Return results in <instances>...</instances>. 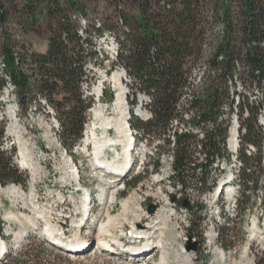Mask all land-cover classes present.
Listing matches in <instances>:
<instances>
[{"label":"trees","instance_id":"trees-1","mask_svg":"<svg viewBox=\"0 0 264 264\" xmlns=\"http://www.w3.org/2000/svg\"><path fill=\"white\" fill-rule=\"evenodd\" d=\"M81 1L0 0V63L5 65L0 67V92L10 77L23 108L36 98L56 105L60 137L72 151L83 138L87 109L80 89L89 56L82 46L84 29L102 33L124 28L118 63L126 70L128 85L131 82V128L138 142L158 139L162 143L153 155L157 159L152 169L160 170L163 150L171 151L173 146L171 179L185 188L199 168V185L204 189L215 164L230 161L226 140L231 121L225 112L235 110L241 134L242 195L258 190L264 142V0H105L112 5L113 15L104 24L88 26L77 13L83 8ZM74 20L81 23L80 30ZM17 31L45 34L46 52L32 51L15 40ZM201 61H206L207 69L200 83H194L190 66ZM236 81L242 93L235 91ZM136 89L149 97L145 108L152 118L148 121L134 114ZM251 89L258 90V100L247 97ZM183 95H193L187 108L181 104ZM59 96L62 100L57 103ZM183 112L190 115L192 131L203 132L202 139L192 131L168 136ZM5 131L0 121V185L24 184L26 177L13 160L15 150L3 149ZM198 154L205 155L200 163ZM152 158L147 155V162ZM140 178L135 177L130 187ZM248 203L247 197L239 200V206ZM36 252L33 256L39 261ZM27 254L21 251L12 260L8 256L5 264H29L21 261L30 258Z\"/></svg>","mask_w":264,"mask_h":264},{"label":"rangeland","instance_id":"rangeland-1","mask_svg":"<svg viewBox=\"0 0 264 264\" xmlns=\"http://www.w3.org/2000/svg\"><path fill=\"white\" fill-rule=\"evenodd\" d=\"M81 4L83 8L77 13L80 14L79 18L81 20L86 21L87 26L98 25L99 23L104 24L106 23L105 19L113 15L112 5L105 0H82ZM74 22L77 30H80L81 23L76 20ZM124 31V28H117L115 30L106 29L99 33L93 29H84V35L82 36L84 40L82 46L89 55L85 61L84 68L87 71V81L90 85L92 84L91 87L104 82V87L107 89L101 104H103L102 107L104 108V117L112 120H117L121 117L113 106L115 93L111 89L112 75L117 72L118 67L124 66L117 63L116 54H114L115 49L113 47L112 54L110 40L107 36L114 37L120 43L119 39L122 38V32ZM13 35L15 40L26 43L30 50L39 53L44 52L46 42H48V37L42 33L17 31ZM91 52L94 55H90L89 53ZM93 65L94 67H92ZM206 69V61L190 66V74L194 83H200ZM234 87L237 93L243 92L240 81H236ZM128 88L131 91V82ZM135 93L138 96L139 93L143 92L136 89ZM248 93L247 97L251 101L258 100L260 97L256 89H251ZM192 97L193 95H183L182 106L187 108L192 101ZM14 98L13 100L11 97V103L14 105L17 103L19 111L15 112L16 116L8 115L7 113L2 120L6 127L4 150L7 152L15 150L13 155L14 163L21 173L25 175L26 182L24 184H16L13 192L10 190L13 183L6 187H0V230L4 235L3 240L7 248L5 254L0 255V264H5V257L10 256L9 260H12L21 251L29 252L27 255L30 258L26 257L21 260L27 261L29 264H159L163 256L162 248L156 249L153 254H151L153 248H148L144 251L142 244L143 241H147V238H144L145 240L141 242L137 241L141 239L136 240V237L133 239L135 236L133 234L135 232L133 225H137L141 229L148 227L146 229L149 232V236L152 237L151 239L161 241L168 254L169 264H186L183 251L191 255L192 264H225V261L217 256L218 252H224L227 255L226 263L228 264L231 262L229 260L232 257L236 259L235 264H264V142L262 169L257 173L260 187L256 191L250 190L241 197L240 169L242 165L240 160H236L235 157L239 154V150L238 152L230 150L228 146L229 138L226 140V149L231 162L228 160L220 164L217 162L215 168L206 177L208 184L204 189L199 185V178L202 177L199 168L185 188L174 183L171 179L172 155L170 153L173 152V146L169 147L171 151L168 148L163 150L164 157H162L160 170L154 171L152 165L157 158H154L153 155L162 147V143L158 139L150 142L144 140L139 143L135 141L136 149L132 154V159L136 166L126 180L125 188L124 186L119 187L117 201L114 202L113 210L110 206L111 216L117 219V223L110 226V234L106 237L107 240L111 241L112 249H102L96 245L99 225L108 221L107 215H103L105 218L100 215L102 220L99 221L96 218L99 217V212L103 208L102 202L97 201L95 203L93 220L83 230L79 231L80 233L74 230L71 225L68 226L70 219L73 220L78 214L77 208L73 207L74 204L68 198L76 186L75 183L72 185L71 182L72 172L70 166L73 162L79 166L82 177L81 182L84 187L89 189V191H94L96 198L99 197L100 192L106 186V181L100 179L102 178V173L94 170L96 158L94 155L95 144L92 141H102L107 136L116 140L119 139V135L115 130H111L109 134L105 133L99 128V121L96 122L97 125L95 127L92 114L88 116L87 113H89V109L100 106L94 101H85L87 103L84 123L86 132L83 131V139L70 151L65 147L60 137L61 128L60 130L51 129L53 121L47 115L46 106L37 101L36 98L30 107L23 108L19 104L17 94H15ZM61 100L62 96L56 97L57 103L61 102ZM148 102V100L144 99L143 112L145 110L148 111L145 108ZM49 103L55 108L57 114V106L51 102ZM138 104L140 103L138 102ZM34 106H38L36 111L33 109ZM129 108L131 111L132 106L130 103ZM6 111L8 112V109H5ZM225 113L232 125L236 111L234 110L233 113L226 111ZM139 118L146 121L145 116L141 117L139 115ZM189 118L190 115L183 112L179 117L178 123L174 122L172 124L168 136H173L175 132L192 131V127L188 123ZM59 123L61 126L60 120ZM97 127L99 129L96 131V135L93 136L92 132ZM192 132L198 134L200 139L203 138V132ZM21 146L26 147L28 150L26 157L30 162L26 167L22 165ZM86 147H88V151ZM114 149L116 148H107V152L112 150V152L108 153V156L110 158L119 157V162L123 161V152H121L123 147L117 146L118 153L114 152ZM197 149L198 153L200 149ZM253 152L256 153V150ZM147 155L153 157L151 161L149 160V163L146 160ZM198 156L200 157L199 163L205 159L204 154H198ZM140 165H142L141 168H139ZM138 174H141L140 182L130 187L131 181ZM233 176L235 181L230 184L232 185V192L230 190L228 193H233L235 201L225 191L224 196L216 203L214 200L215 190L220 185L226 184ZM253 180L254 178L251 181ZM64 182H67L66 186H64ZM29 194L35 195L33 196L36 197L35 202L27 199ZM62 196H66L64 204L61 203L63 201ZM129 197L128 203L126 200ZM134 197L137 199L134 200ZM240 197L248 198L249 203L246 207L242 205L238 208ZM30 202L36 203L38 211L43 210L44 213L50 214L49 219L54 221L52 224L55 225L62 222L61 215H63L64 211L66 212L65 214H71L72 212L70 219L67 220V226L63 225L62 228L65 227V229L69 230L68 240H74L75 237L80 239L81 247L75 249L70 246V243L64 244L65 242L62 241L54 243L51 238H47L48 236L43 237L40 235L39 229L21 230V224L18 221L9 222L5 220L8 214H16L21 222H25L24 215L33 217L36 213L34 211L35 204ZM140 202L142 203V212L137 211ZM234 202H237L235 209L233 208ZM185 204H188L189 207H185ZM151 206L156 207L154 214L149 213ZM139 213L140 215H138ZM160 226L163 228L158 231ZM38 228L41 229L42 227ZM221 237L224 242L221 241ZM193 245H195V249L189 250ZM36 251H39L40 254L39 261H36L33 256L38 254Z\"/></svg>","mask_w":264,"mask_h":264},{"label":"bare ground","instance_id":"bare-ground-1","mask_svg":"<svg viewBox=\"0 0 264 264\" xmlns=\"http://www.w3.org/2000/svg\"><path fill=\"white\" fill-rule=\"evenodd\" d=\"M113 47L115 49V53L114 54H116L115 57H116V61L118 63V55H119V48H120L119 47V42L115 41ZM92 67H94V65ZM118 69H120L119 72L114 74L113 77H112V86H111L112 91L115 93V97H114L115 99H114V102H113V106L115 107L117 112H119V114L121 115V117L118 118L117 120H112L111 118L104 117V108L102 107L103 104H101L102 99L105 97V90L107 89V88L105 89V87H104V82H101L100 84L91 87L92 84L90 85V83L87 81V74H86V77H85L84 81L81 83V86H80L83 99L87 100V101H94L95 103H97L100 106L98 108L94 107L93 109H89L88 110L89 113H87L88 116L90 114H92V119H94V122H93L94 126L96 127V125H97L96 122L99 121L100 122L99 123L100 124L99 128L102 129L103 131H105V133L109 134L111 130H115L116 133L119 135V139H116V140L107 136L102 141H96V142L92 141V143L95 144V146H94V155H95L96 161L99 164H103L104 167L106 169H108V171L112 170L113 173L102 172V175H101L102 178H100V179H103V180L106 181V186L102 189L101 192L99 191L101 194L99 195V197L96 198L94 196V193H93L94 191H89V189L84 187L83 183L81 182L82 177L80 175V168H79V166L76 163L73 162L72 165L70 166L71 172H72L71 173V182H72V185H73V183H75L76 186L73 189V191L69 194L70 196L68 198L72 202V204H74L73 207L79 208V209H77L78 214H76L77 216L73 220L70 219L71 214H68V213L65 214L66 213L65 211L63 212V215H61L62 216L61 217L62 220H63V218H66L68 216L65 219L66 223L64 225H66V226H67V223H68L67 220H69V219H70V222H69L68 226L71 225L72 227H74V226H80V225H88V223L90 221H92L93 217H94V211H95V207H96L95 203L97 201L98 202H102L103 204L101 203V205H103V208L99 212L100 213L99 214L100 218L99 217H96V218L99 221V220H102L100 215H102V216L103 215L104 216L107 215L108 221L105 224H100L99 225L96 245L101 246V247H108L109 246L110 248L112 247L111 241L107 240L106 237L110 234V232H109L110 226H112L113 224L117 223V219L115 217L111 216L112 212L110 211V206L112 207V210H113L114 202L117 201L119 187L120 186H124V188H125V184H126L125 182L130 176L129 175L127 177H123L121 174L118 173V170H120V168H123L125 166L126 162L128 161L129 157L131 156V154H130L131 142H132L133 138L135 139V137L137 136L136 130L131 128L130 127V123H129V121H130V119H129L130 118L129 117L130 112H129V107H128V103H127V100L129 98V88H128L127 73H126V70L124 69V67H120V68L118 67ZM85 71H86V69H85ZM106 74L108 75V73H106ZM15 94H16L15 85L13 84L12 79L10 77H7V84L4 87V89L0 92V121H2L4 119V116L7 113H8V115L16 116L15 112L19 111V105L18 104L14 105V104L11 103V100H12L11 97L14 100L15 99L14 98ZM39 99L40 100H38V101L41 104H43L44 106H46L47 115H49V117H51V120L53 121L51 129L55 128L56 130H60L61 126H60L57 114L55 112V108L53 106H51L50 103L46 99H42V98H39ZM144 99L149 101V97L146 94L139 93L138 96H137V102H139L140 104H137L135 106L136 107L135 108V114L138 115V116L140 115L141 117L145 116L146 117V121H148V120H150L152 118V114L151 113L144 114V112L142 111ZM5 109H8V112L7 111L5 112ZM33 109L36 111L38 109V106H34ZM261 122L264 123V118H261ZM232 123L233 124L231 125L230 131H229L230 132V137H229V140H228V144H229L228 146H229L230 150H232L233 152H238V150L240 148L241 139H240V125L238 123L237 115H235V119L232 120ZM99 128L98 127L94 128V130L92 132L93 136L96 135V131ZM84 132H86V131L84 130ZM5 139H6V137H5ZM117 146L118 147L119 146L123 147V157H122V159L125 160V162L123 164L118 162L119 161V157L118 158L116 157L112 161L103 159V157H104L103 153H104L105 150H107V148L110 149V147H115L116 149H114L115 150L114 152L118 153ZM3 149H5V142H4ZM110 151L112 152V150H110ZM20 152H21V157H22V165L24 167H26V166L29 165V162H30L27 159V157H26V155L28 153V150H27L26 147L21 146ZM235 157H236V160H239L238 154ZM66 165H68V164H66ZM231 179L233 181H235L234 176L231 177ZM66 183L67 182L63 183L64 186H66L65 185ZM15 185L16 184H13L12 188L10 189L12 192L16 188ZM114 191H116V193H114ZM229 191L230 190L226 191V194H228V196H230V197L231 196L233 197V193H228ZM230 192H232V190ZM17 193H18V191H17ZM33 196H35V195H33ZM33 196L29 194L27 196V199L28 200L30 199V201H32V202L33 201L35 202L36 197H33ZM24 198H26V197H24ZM232 199H233V201H235L234 197ZM62 200L63 201L61 203L64 204V202L66 201V196H62ZM129 200H130V197L127 198L126 202L129 203ZM214 200H215V197H214ZM236 203L237 202H234V204H233V208L234 209L236 207ZM141 208H142V203L140 202L137 211L140 212ZM234 209H233V211H234ZM38 212H40L39 215H43L44 218L46 220H48V221H46L45 228H43V227L41 229L38 228V227H40L39 226V220L35 219V218L31 217V216H27V215H24L25 222H21L20 218L16 214H8V215H6L5 220L9 221V222L18 221L21 224V228H20L21 230L33 229V228L34 229H39V234L40 235H45L46 237L50 236L51 238L53 237L52 239L61 240L62 242H65V244L71 243L70 246L74 247L75 249H78L79 247H81V241L77 237H75V240H73V241H71V240H66V241L62 240L61 239L62 235L60 234V232H62V231H61V229H58L57 227H55L56 226L55 224H52L53 221H51V219H49L50 214L44 213L43 210H39ZM138 215H140V213ZM139 217H141V216H139ZM139 217H137V218H139ZM158 217H156V218H158ZM155 221H156V219H155ZM60 227H63V226H60ZM162 228L163 227L160 226L158 228V231L161 230ZM134 229H135V232L133 234L135 235L136 239H140L141 237L147 238V241H145L142 244V247L144 246V249L153 248V251H152L151 254H153L156 249L161 247L162 251H163V256H162L161 262L159 264H169V258L167 256L168 254H167L164 246L162 245L161 241L159 242V241H156V240H152L151 239L152 237H150L149 234H148L149 232L147 230H143V229L137 227V225H134ZM147 235H148V237H147ZM6 250H7V248H6L5 242H4L3 239H1L0 240V255H2L3 252L6 251ZM133 252H134V250H133ZM183 255H184V258H185V263L186 264H192L193 259L191 258V255L189 253H187V252H184V251H183ZM217 256L219 258L223 259L225 261L224 262L225 264H228V263H226V261H227L226 259L228 257H227L226 254H224V252L223 253L222 252H218ZM150 257H151V255H150ZM138 258H140V257H138ZM235 260H236L235 257H232V259L229 260V261H231L229 264H235V262H236Z\"/></svg>","mask_w":264,"mask_h":264},{"label":"built area","instance_id":"built-area-1","mask_svg":"<svg viewBox=\"0 0 264 264\" xmlns=\"http://www.w3.org/2000/svg\"><path fill=\"white\" fill-rule=\"evenodd\" d=\"M107 38L110 40V50H111V52H112V54H113V45H114V42L115 41H118L117 39H115L114 37H109V36H107ZM0 67H1V69H5V65L3 64V63H0ZM119 70L120 69H117V72H115L114 74H116V73H118L119 72ZM113 74V75H114ZM113 75H112V77H113ZM14 96V95H13ZM17 104V103H16ZM148 113H151L149 110L147 111V110H145L144 111V114H148ZM231 127V126H230ZM180 133H182V132H180ZM229 136H230V134H228V138H229ZM228 156H229V154H228ZM0 187H1V185H0ZM138 196H140V195H138ZM134 199H137L136 197H134ZM178 201H179V199H178ZM77 209H79V208H77ZM236 209H238V208H236ZM71 214H72V212H71ZM68 217V216H67ZM66 217V218H67ZM65 218V219H66ZM54 222V221H53ZM65 224V220H62V222H59V223H57L56 224V227H60V226H63Z\"/></svg>","mask_w":264,"mask_h":264},{"label":"water","instance_id":"water-1","mask_svg":"<svg viewBox=\"0 0 264 264\" xmlns=\"http://www.w3.org/2000/svg\"><path fill=\"white\" fill-rule=\"evenodd\" d=\"M185 207H189L188 204H185ZM155 211H156V207L155 206H151L149 208V213L150 214H154ZM191 249H195V245H193L192 248L191 247L189 248V250H191Z\"/></svg>","mask_w":264,"mask_h":264},{"label":"crops","instance_id":"crops-1","mask_svg":"<svg viewBox=\"0 0 264 264\" xmlns=\"http://www.w3.org/2000/svg\"><path fill=\"white\" fill-rule=\"evenodd\" d=\"M45 46L46 47L44 48V52H46V50H47L48 42H46V45Z\"/></svg>","mask_w":264,"mask_h":264}]
</instances>
